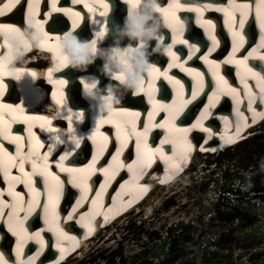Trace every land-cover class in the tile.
<instances>
[{
    "label": "bare ground",
    "instance_id": "1",
    "mask_svg": "<svg viewBox=\"0 0 264 264\" xmlns=\"http://www.w3.org/2000/svg\"><path fill=\"white\" fill-rule=\"evenodd\" d=\"M26 1L32 3L23 12L21 3L23 4ZM40 1L44 0H6L4 3L0 2V11L3 14H6L13 4L16 6L15 2H20L11 15L0 14V68L3 69V73L0 74V83L4 85L0 89V173L11 183H15L13 181L21 182L22 188L20 186L17 188L15 196L20 193L19 190H24L29 197H33V201H36L33 209L38 214L43 209L42 205L53 208L50 212V219H46L42 227L39 223V228L36 232H28L25 239L24 235L20 237L22 238L21 241L23 239L24 241L20 242L16 249L19 257H21L20 253L23 250L24 242L29 243V248L36 246L41 252L46 251L43 249L44 239L48 234L53 232H56L54 233V244L58 249L50 253H55L58 258L62 259L61 261L65 260V263L62 264H71L74 259L82 260L85 255L88 256L89 252L91 253V251L93 252L98 248L105 247L108 243L120 240L119 238L122 237L124 231H126L125 234L129 232H149L141 228L145 224H150L151 222L147 219L150 216L155 217L159 208L163 206L162 204H166L167 201L164 203L160 202V200H166L165 196L169 192H173L175 196L178 192L196 187L197 184H200L198 182L201 181L202 176L209 177L211 176L210 174L215 173L216 170L213 171L211 169L210 171L214 163H217L215 167L220 163L225 164L227 172H230L228 170L232 165L241 168V162L245 163L244 167H247L249 165L246 163L248 157L253 153L261 151L263 147L262 143L255 144L253 148V146L247 143V140L257 135L259 130H264V107H261L260 104L259 107L249 104L256 98V94H264V86L259 84L251 86L244 81V76L246 75V77L255 83L259 80L257 74L261 72V69L258 66L256 58H258V55L264 57V49L257 50L258 55H252L250 61H245V54L254 47L252 46L254 42L252 39L256 37V33L262 32L264 36V0H227L223 5L218 4V0H166L165 3L161 1L162 8L167 12V15H165V12H162L167 26L164 32V44L167 49L171 50V55L167 51L163 55L154 56L153 68L155 71L147 74L146 78L141 81L136 94L130 97L134 105L126 108L121 104L110 111L105 109L107 111V114L104 116L105 118H97L94 123V129L91 131L89 130V124L84 125L85 120L90 119L89 105H83L82 103L79 106H73L74 109H72L67 105L64 93L69 83L75 87L78 83L84 88L82 89L83 92L91 93L93 85L91 81L94 74L77 75L78 77L76 78V71L68 68L67 61L61 57L57 47V41L60 36L67 33L58 32L61 29L64 31L68 30L69 25H71V28H75L74 33L76 35L82 40H87L90 38L91 32H94L97 28L105 29L107 26L111 27L113 22L121 21L123 19L121 12L118 10L115 14H106L111 17L109 24L103 21V7L97 2L98 0H72L71 5L62 2L49 10L45 9L44 4L43 6L38 4ZM54 1L58 0H53V4ZM108 1L114 2V0H103V5L109 6L110 2ZM122 1L126 2L127 5L136 3V0ZM116 6L118 9H122L121 2L116 4ZM204 7V10H209V13L206 14V18L199 19L197 25L201 27L205 34L208 49L212 48L216 42L212 38L210 25L212 24V17L218 11H223L233 21L234 18L238 20L237 22H233V25L229 27L228 35L233 36L232 41L234 40L236 43L235 48H243V51L220 61V63L222 64L225 61L226 64L228 63L232 67L234 65V75L238 83L244 82V86H239L236 83L230 85L227 80V72L229 70L225 65H221L220 68L216 67L220 59H213L209 55L210 51L206 50L205 45L202 50L199 49L200 45L198 46L193 41V39L199 37V35H196L195 25L191 27L187 25L188 30L194 31V35L192 39L186 38L185 34L188 30L183 20L186 19L189 11L199 12ZM248 10L251 11L248 12ZM248 18L250 20L245 23V20ZM22 20L26 26H22L21 29L20 22ZM7 21H11L13 24L7 23ZM29 21L40 22L42 26L41 32L45 39L39 49L33 50L30 45L28 47V54L25 60L32 63L33 67H28L26 70L29 71L33 78L24 76L19 81H16L9 79L7 72V66L12 61L13 46L11 42L13 40H22L23 32L27 29ZM11 29H15V32L11 31ZM248 38L251 39L248 43H245L244 41ZM180 41L184 42L180 43ZM225 41L226 37L221 40V43ZM180 49L182 51H179ZM38 50L46 53L38 52ZM179 52L183 53L179 54ZM48 55H50L51 60L46 62L45 60ZM198 59H202L204 67L194 65ZM207 65L212 66L211 73L214 74H205ZM244 67L252 74L240 72L243 71ZM89 69L96 70V66H90ZM184 69H188V71ZM60 70L67 71L68 76L64 74L65 72L59 74ZM176 73L177 75H175ZM194 73H199V75H194ZM165 74L171 79H166ZM206 76L207 78L204 79ZM40 79L42 82L46 81L54 87L50 98L54 105H58L56 108L48 105L44 107L39 92H45L47 88L40 83ZM230 79H233V75H230ZM60 80L63 81L62 84L59 82ZM101 80L106 82L104 78ZM184 80L191 83V88L190 90L180 92V85L184 83ZM32 81L34 82L33 85H31ZM36 85L39 86L38 90L34 87ZM101 85L104 84L101 83ZM17 86L22 98L20 101L15 91ZM213 89L214 93H212ZM255 89L257 91H254ZM70 90L73 91V87ZM169 90H173V92L168 98L167 93ZM162 92L166 94H161ZM251 92H253L252 97H250ZM192 95L196 96V102L192 98ZM207 98L209 101H212V106L219 99V107L213 111H207V109H204L205 111L203 112L195 111L196 107L200 106L198 101ZM78 101L81 102V99L78 98ZM124 102H127V98L124 99ZM227 102L229 103L227 104ZM245 102L248 105L244 106ZM262 102L263 97H260V103ZM186 103H189L188 105L190 106L186 107ZM205 106H207V103ZM222 106L229 109L218 111ZM190 107L194 108L191 109ZM59 108L62 113L58 112L54 114V111ZM51 109L52 111H49ZM184 115L188 118L195 116V121L191 124L192 126L175 121L176 118ZM58 117L68 121V125L65 128L63 122ZM143 118L148 123L150 131L149 142L154 140L155 133L160 132L162 127L166 126L171 129L173 135L172 145L174 146L172 152L166 153L165 147L159 149L158 155L160 156L156 160H160L162 167L165 164L167 166L166 172L160 177V181L163 184H165L167 178L174 176L175 178L168 185L154 187L143 202L144 204L140 206V209H138V206L128 211L118 220L114 219L112 224L100 230L91 240L80 243L81 240L78 237L83 238L87 236L93 229L91 220L94 221L98 217H102L103 220H109L111 216L110 214H106L107 212L99 210L100 208L95 198L86 200L85 196L90 192V186H92L90 181L92 175L103 177L107 172L104 167L90 162V160L88 161L90 155L87 148L91 142L98 144V141L94 140L95 138L106 137V135L107 138L104 139L103 146L110 147L112 143L109 136L113 135L115 138H118L122 128L121 125L125 121H137V126H140ZM210 118H216L218 126L221 125V128L219 126L220 129H215L209 123L211 127L209 129L207 121L204 124L202 123L203 120ZM82 121L83 123H81ZM107 123L114 125L112 126L113 132L103 126ZM193 125L202 129L206 134V139L197 146L190 143L191 136L195 135L192 132ZM248 127L249 132L247 131L244 134L243 130H247ZM140 130L138 129V131ZM145 132L142 131L140 134L143 135ZM247 133L249 138L246 139L245 135ZM85 134H87L86 137H84ZM74 135L76 136L75 139H73ZM53 137L56 141L55 144L46 141V138L47 140H51ZM210 138H213L212 141L204 145ZM83 141H85V145L81 147ZM216 141H218V144ZM222 143H226V145L229 143L231 145L223 153L220 152ZM69 144L74 146L70 149ZM57 145H63V147L59 148ZM138 147L143 148V146L139 145ZM211 151L214 152L210 153ZM155 152L157 150H154L152 153ZM215 152L218 153L214 154ZM143 153L145 152L143 151ZM190 153H192V159H190L191 163L188 169L185 170V173L183 165L186 166V162L190 161L188 160ZM233 160L239 164L233 163ZM34 164L36 167H33ZM155 166L158 168L159 164ZM23 177L24 179H22ZM120 180V177H118L117 181ZM248 180L250 183L253 181L251 178H248ZM260 183L258 184L260 185ZM242 184H245L244 180ZM214 185L219 187V182H214ZM145 186L147 185L138 184V189L132 188L129 192H133V196H141V189H144ZM61 187H64L62 191ZM11 188L16 189V186ZM74 190L76 193L73 195ZM113 190L111 189L107 193V196L110 197ZM2 193L3 191L0 189V213H3V208L6 205V199L2 198ZM75 195L76 203L69 214L66 216L62 215L64 205ZM6 196L10 198L8 192H6ZM22 200L17 203L19 204ZM118 205H124V199H118ZM13 206L11 205V207ZM86 206L90 208L91 213L85 210ZM16 209V207L13 208V212ZM138 210L139 212L136 214ZM4 211L7 214L5 221H7L11 233L13 231L19 233L20 231L15 226L18 223L22 224L21 221L23 222V219L20 218L19 214H15L14 216L8 214L11 212V208L8 206ZM66 212H68V209ZM23 213L21 216H24ZM89 214L90 217H87ZM11 215L12 218L10 217ZM169 215L171 216V214L165 213L164 217H169ZM9 220H12V222ZM79 220H81V225L79 226L72 222H78ZM180 222L182 221L178 222L181 225ZM63 223L68 224L62 225ZM71 227H74L75 230L70 231ZM55 229H59L60 233ZM72 247L74 253L70 255ZM61 250L63 253L60 254ZM55 254H53V258L51 256L49 258L40 257V253L37 252L32 257L25 254L23 260L27 264H52ZM61 261L55 264H59Z\"/></svg>",
    "mask_w": 264,
    "mask_h": 264
},
{
    "label": "clouds",
    "instance_id": "2",
    "mask_svg": "<svg viewBox=\"0 0 264 264\" xmlns=\"http://www.w3.org/2000/svg\"><path fill=\"white\" fill-rule=\"evenodd\" d=\"M162 9L161 0H136L135 9L130 13L126 11L124 18L113 22L111 27L107 26L102 35H98L100 29L97 28L87 40H82L74 32L60 36L57 47L68 68L87 73L90 66H96L98 75L92 76V92L82 93L89 104V118L93 124L107 114L105 109L110 111L121 105L126 97L135 95L141 81L153 69V57L167 52L164 44L167 26ZM44 39L39 25L29 21L22 40L11 42L12 61L7 66L9 79L19 81L24 76L32 77L26 70L28 47L39 49ZM97 60L99 65H96ZM100 77L106 81L103 87H100ZM46 141L56 143L54 137L51 140L46 138ZM73 146L69 144L70 149ZM214 168L213 165L212 170Z\"/></svg>",
    "mask_w": 264,
    "mask_h": 264
},
{
    "label": "rangeland",
    "instance_id": "3",
    "mask_svg": "<svg viewBox=\"0 0 264 264\" xmlns=\"http://www.w3.org/2000/svg\"><path fill=\"white\" fill-rule=\"evenodd\" d=\"M247 143L250 146H253L258 143H262L263 147L261 151L253 153L249 158V165L245 169L238 168V166H230L228 175L225 180L223 179L226 170L225 164L220 163L217 167L214 163V174L211 176H202L199 185L196 187L183 190L175 194L169 192L165 199H161L160 202H166L162 204L156 213V216H150L147 220L151 222L150 224H145L142 230L145 229L149 232L141 231V233L129 232L125 234L123 232L120 240L112 243H108L105 247L98 248L95 251L89 252L85 258L82 260L74 259L71 264H199L197 259L196 252L198 251H187L182 252L180 250V245L186 242L187 238L182 235L186 232L183 229H176L172 227V223H176L181 226H184L186 222L187 226L190 220L194 225L191 227V230L195 226V231H198V227L202 222L207 218L208 214L216 215V210L221 201L216 200L215 191L219 189L214 185V182L222 181V185H229L232 187H254L252 182H248L246 177H249V172H255V169L259 171L264 170V163L259 165L258 162L264 161V130H259L258 134L252 136L247 140ZM257 162V164L255 163ZM233 163H238L233 160ZM239 164V163H238ZM212 165V166H213ZM211 166V167H212ZM232 171V172H231ZM208 177V179H207ZM213 180V181H212ZM245 181V184H242V181ZM239 185V186H237ZM220 186V185H219ZM227 186V187H229ZM207 191H210L207 192ZM183 195V197H181ZM169 197V198H168ZM165 213L171 214L169 217H164ZM162 217V218H161ZM216 219V217H214ZM176 224V225H177ZM249 225V224H247ZM241 225L242 231L244 228L248 229V226ZM180 226V227H181ZM249 227H251L249 225ZM187 228H185L186 230ZM256 232V231H255ZM241 231L237 232V238L245 237L241 235ZM176 234L178 236H176ZM264 235V234H262ZM262 235L251 234L248 237H245V240L241 242L238 240L236 245L233 247H228L231 249V263L232 264H260L264 263V238ZM176 236V237H175ZM225 243H228V241ZM258 248V254H251V257H248L251 252L250 250ZM103 250V251H102ZM102 251V252H100ZM100 252V253H99ZM86 253V252H85ZM161 255V257H159ZM192 255V257H191ZM235 256V257H234ZM80 257V256H78ZM226 256L221 255L219 258L211 260L209 264H226L230 259H225ZM70 264V263H69ZM204 264V263H200Z\"/></svg>",
    "mask_w": 264,
    "mask_h": 264
},
{
    "label": "built area",
    "instance_id": "4",
    "mask_svg": "<svg viewBox=\"0 0 264 264\" xmlns=\"http://www.w3.org/2000/svg\"><path fill=\"white\" fill-rule=\"evenodd\" d=\"M254 171L246 174L250 176L245 179L251 178L254 174L264 170L259 171L255 169ZM223 179L225 180L224 177ZM259 182H261L260 185L258 184L257 189H254L252 186L249 188H247L248 186L244 188L243 186H223L221 181L219 189L214 193L216 200L221 201L216 210V215L208 214L207 218L198 227V231H195V226L191 230V227L194 225L191 223L192 220L189 221L188 226L184 222L183 227L178 225L177 222L172 223V227L174 226L176 229L181 228L186 231L182 235L187 240L180 245V250L182 252L197 250L196 256L199 264L204 263L202 260L203 256L211 261L219 258L221 255L226 256L225 259L230 258L228 259V263H231L230 248L235 246L238 240L242 242L245 240V237L255 233L257 235L264 234V177ZM207 192L210 193V191ZM232 215L236 216L232 218ZM242 224H249L251 227L247 225L248 229L244 228L242 231ZM185 228L187 229L185 230ZM238 231H241V235L245 237L237 238ZM176 236L178 235L176 234ZM262 237L264 238V235ZM225 241H228V243H225ZM228 247L230 248L228 249ZM258 251H260L258 248L250 250L249 252L251 253L248 257H251L252 253L258 254ZM213 253L217 255L212 256Z\"/></svg>",
    "mask_w": 264,
    "mask_h": 264
},
{
    "label": "snow or ice",
    "instance_id": "5",
    "mask_svg": "<svg viewBox=\"0 0 264 264\" xmlns=\"http://www.w3.org/2000/svg\"><path fill=\"white\" fill-rule=\"evenodd\" d=\"M101 3H103V0H101ZM104 7H107V5H103ZM133 6H135V5H133ZM91 10V9H90ZM162 12H165V15H167V12H166V10H164V9H162ZM0 14H3L2 13V11H0ZM37 25H39V27H40V29H41V24H40V22L39 21H34ZM11 31H13V32H15V29H11ZM103 31H104V29L103 28H101L100 29V31H99V33H98V35H102L103 34ZM184 41H180V43H183ZM94 43V42H93ZM167 51L169 52V54L171 55V50L170 49H167ZM185 71H188V69H184ZM153 71H155V69L153 68L152 69V71L151 72H153ZM3 73V69L2 68H0V74H2ZM194 75H199V73H194ZM165 78L166 79H171L170 77H168L167 76V74H165ZM61 84L63 83V81L62 80H60L59 81ZM178 83V82H177ZM94 85H92V87H93ZM4 87V85H3V83H0V89H2ZM33 167H36V165L34 164L33 165ZM6 174V173H5ZM170 178V177H169Z\"/></svg>",
    "mask_w": 264,
    "mask_h": 264
},
{
    "label": "water",
    "instance_id": "6",
    "mask_svg": "<svg viewBox=\"0 0 264 264\" xmlns=\"http://www.w3.org/2000/svg\"><path fill=\"white\" fill-rule=\"evenodd\" d=\"M227 156H228V154H227ZM249 158L247 159V164H249ZM255 163L257 164V162L255 161ZM264 162H258V164L259 165H262ZM245 163L243 164L242 162H241V168L242 169H245ZM239 169H240V167H238ZM228 175V173L227 172H225V175H224V178H227L226 176ZM264 177V171H262V172H260V173H256V174H254L252 177H251V179L253 180L252 182H253V185H254V189H257V187H258V183H259V181L262 179ZM247 180V179H246ZM236 215H232V218L233 217H235ZM243 225H245V224H243Z\"/></svg>",
    "mask_w": 264,
    "mask_h": 264
},
{
    "label": "trees",
    "instance_id": "7",
    "mask_svg": "<svg viewBox=\"0 0 264 264\" xmlns=\"http://www.w3.org/2000/svg\"><path fill=\"white\" fill-rule=\"evenodd\" d=\"M217 254L216 253H213L212 256H216ZM228 256H230V254H228ZM202 260L204 261V264H209V259L206 258L205 256H203ZM226 264H231V263H226ZM261 264H264V263H261Z\"/></svg>",
    "mask_w": 264,
    "mask_h": 264
}]
</instances>
